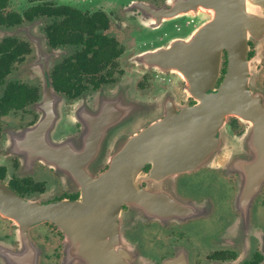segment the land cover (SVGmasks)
<instances>
[{
	"label": "flooded vegetation",
	"instance_id": "flooded-vegetation-1",
	"mask_svg": "<svg viewBox=\"0 0 264 264\" xmlns=\"http://www.w3.org/2000/svg\"><path fill=\"white\" fill-rule=\"evenodd\" d=\"M247 5L249 21L235 31L233 0H0L2 18L18 14L12 28L35 24L45 36L55 94L42 102L45 81L30 63L0 84V179L27 199L84 204L60 210L63 225H24L0 212V264H264V176L250 190L264 169V0ZM22 38L32 61L37 46ZM235 38L246 40L237 67H248L253 94L242 116L210 95L233 67ZM75 39L102 50L112 41L119 56L111 76L96 67L58 89L52 71L79 48ZM176 49L183 63L150 60ZM212 67L217 79H203ZM191 68L207 89L192 91ZM128 79L121 95L111 93ZM10 81L36 97L9 108ZM48 111L40 148L53 159L16 135ZM202 149L201 161L178 160Z\"/></svg>",
	"mask_w": 264,
	"mask_h": 264
},
{
	"label": "water",
	"instance_id": "water-1",
	"mask_svg": "<svg viewBox=\"0 0 264 264\" xmlns=\"http://www.w3.org/2000/svg\"><path fill=\"white\" fill-rule=\"evenodd\" d=\"M248 1H257L259 0H233V15H234V28L235 31L239 29V23L242 25L249 21L247 14L248 12ZM261 3V1H260ZM250 8V7H249ZM251 10H255V6L251 7ZM251 12L250 17V25L252 26V23H257L256 14ZM23 36L29 38L35 46H37V58L32 63L31 69H33L35 72L39 73L41 78L45 81V94L42 98V102L48 103L49 99H51V96L55 95L52 92V88L49 83L48 78V70L53 66L54 58L51 54L48 53L47 48V41L44 35L40 37V31L39 28L35 24L31 25H22L17 28H0V37H6V36ZM237 42L235 46L233 47V52H231V61L233 64V67H229L228 72L226 73V77L224 79L223 84L219 88L217 93L210 94L211 96L216 97L217 103L221 105L225 110L224 112H232L237 115H243L244 113V106L247 102H249L248 97L253 96L252 93L248 92V86H247V73L248 70L246 68L248 67H237L238 64L242 63L241 60L245 61L246 54H242V48H244V44L246 43L245 39H237L234 40ZM247 48V47H246ZM178 49V48H177ZM174 50L171 54H164V53H153L150 56V60L154 63H174L179 64L183 63V55L178 52V50ZM177 68V67H176ZM187 70V69H186ZM188 79L191 81V89L193 92H195L197 89L205 90L208 88L205 84L196 85L194 81L198 79L197 73L194 71V69H188ZM220 67H212L209 74H205L204 71H202L203 79H211L215 81L219 75ZM136 80V79H135ZM128 81H131L128 79L125 82H122L118 84L115 88L111 90L112 94L119 95L121 92V89L127 84ZM212 87V85H209ZM121 95V94H120ZM251 100V98H250ZM134 103H137V105H140L141 102L140 99H137V101H133ZM260 104V101H258ZM195 109L191 108L185 109V112L194 113ZM51 116V111H48V114L40 121V123H37L35 126L29 127L26 130H18L16 131V135H29L31 138L30 142L32 144L39 143L38 147L33 150L36 151L38 154L41 153L42 155L47 156L48 159H51V156L46 155V153L50 152L51 150L54 153L53 149L50 148L49 150L46 149V147L40 148L41 145L47 144L46 138L41 134L40 132L46 128V124L49 121V117ZM171 125V124H169ZM40 131V132H39ZM49 143V142H48ZM183 144V143H182ZM194 151V150H190ZM189 150L186 151L190 152ZM63 151L57 150V156L58 154L62 157L59 158V161L63 162L65 161V157L62 154ZM182 150H180V153ZM209 151H205L204 149L201 150L202 156L199 157H184L179 156L178 160H189L193 159V161L196 159V161H201L205 158V155ZM185 154V153H184ZM53 159V158H52ZM187 168V167H186ZM264 169H261L259 174L256 175V180L250 184L251 189L254 187H257V184H259V180L261 176H264ZM258 180V181H257ZM242 198V195H241ZM81 203V202H80ZM83 203L77 204L71 203V202H61V203H48L44 204L40 202L38 199H27L19 194H17L7 183H5L2 179H0V212L6 215H9L11 217H14L16 220H19L24 225H32L38 222L43 221H55L61 225H63L64 222L63 218H66L65 215H60V210L65 209L69 211V209H79V207H83ZM81 215V214H80ZM64 222V223H63ZM76 223V222H74ZM121 264H126L125 261H122Z\"/></svg>",
	"mask_w": 264,
	"mask_h": 264
},
{
	"label": "trees",
	"instance_id": "trees-1",
	"mask_svg": "<svg viewBox=\"0 0 264 264\" xmlns=\"http://www.w3.org/2000/svg\"><path fill=\"white\" fill-rule=\"evenodd\" d=\"M19 24L18 14L11 15V18H8V20L0 16V27L10 28ZM52 41L65 42L66 40L54 39ZM71 42L79 44V48L73 55L65 57L62 61L58 62L52 71V79L56 82L58 81V89L63 84L67 85L69 81L83 79L87 73L94 72L93 70L96 67H104L107 75L111 76L112 73L108 67L119 56L116 47L112 45V41L105 40L109 44V47L103 50L100 47L99 49L97 45H93L91 40L75 39L71 40ZM89 51L91 52L89 53ZM31 52V44L21 36H6L0 38V84L12 75L17 68L16 66L22 63ZM94 78L97 79L98 77L95 76ZM109 78L103 77L105 80ZM32 91L33 88H27L23 84L10 81L4 91V95L9 99V108L24 105L34 99L36 96L32 97L34 96Z\"/></svg>",
	"mask_w": 264,
	"mask_h": 264
},
{
	"label": "rangeland",
	"instance_id": "rangeland-1",
	"mask_svg": "<svg viewBox=\"0 0 264 264\" xmlns=\"http://www.w3.org/2000/svg\"><path fill=\"white\" fill-rule=\"evenodd\" d=\"M5 28H8V29H10V28H12V27H2L1 29H5ZM17 28V27H16ZM19 36V35H18ZM22 37V36H21ZM1 38V37H0ZM33 54V53H32ZM29 55V56H27L28 58L30 57V59H28V61H27V63L26 62H22V63H20V64H18L16 67L17 68H19V67H28V65H29V63H30V67H31V65H32V63L36 60V58H37V54H36V58L35 59H33L32 61H31V58H32V56L33 55ZM29 61H31V62H29ZM26 64H28V65H26ZM17 68L14 70V72H13V74H12V76L13 77H18V75L16 74V72H17ZM20 69V68H19ZM33 70V69H32ZM18 72H21V71H18Z\"/></svg>",
	"mask_w": 264,
	"mask_h": 264
}]
</instances>
